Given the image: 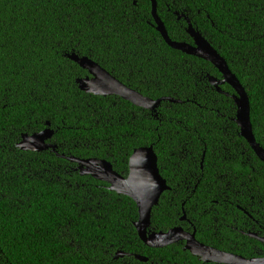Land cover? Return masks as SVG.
I'll use <instances>...</instances> for the list:
<instances>
[{
	"label": "trees",
	"instance_id": "16d2710c",
	"mask_svg": "<svg viewBox=\"0 0 264 264\" xmlns=\"http://www.w3.org/2000/svg\"><path fill=\"white\" fill-rule=\"evenodd\" d=\"M156 1L173 41L194 45L189 18L227 61L264 148V0ZM73 53L147 98L179 102L150 111L87 94L77 80L89 74ZM211 77L223 78L165 42L150 0H0V264H204L176 245L146 246L136 203L60 157L105 159L126 177L134 151L149 146L171 188L151 229L168 232L186 216L201 243L248 257L215 237L216 220L229 200L237 214L238 200L264 197V163L240 136L234 90L225 84L230 96L221 94ZM48 128L55 151L19 149L24 134ZM119 251L133 255L115 259Z\"/></svg>",
	"mask_w": 264,
	"mask_h": 264
},
{
	"label": "water",
	"instance_id": "95a60500",
	"mask_svg": "<svg viewBox=\"0 0 264 264\" xmlns=\"http://www.w3.org/2000/svg\"><path fill=\"white\" fill-rule=\"evenodd\" d=\"M150 1L152 3V14L157 31L162 35L165 42L174 50L213 64L223 77L222 80H218L215 77L210 78V82L217 88L218 92L229 97L230 94L223 92L221 86L228 84L232 87L235 94L231 97L237 107L236 123L240 128V136L248 142L259 160L264 163V148L257 142L251 122L249 95L237 76L230 70L227 61L194 28L189 18H186L188 22L187 33L193 39L194 45L173 41L164 22L158 15L157 1ZM181 18H184V16H179V19ZM68 58L88 72L89 76L77 80L80 90L87 94L101 97L117 96L131 102L137 107L150 111H156L164 101L179 102L172 98H160L158 100L147 98L138 91L124 85L88 57H80L73 53L72 55H68ZM54 134L55 132L49 128L32 135L24 134L18 147L22 151L37 153L48 150L55 151L56 146L49 143ZM60 157L77 164V170L82 176H91L95 180L105 182L109 184V189L112 192L127 196L136 203L139 219L135 223V228L140 240L149 248L162 249L183 241L186 242L185 250L206 264H264V260H248L236 254L206 246L198 241L196 232L193 234L187 233L182 227L173 228L168 232H151L153 210L159 205L162 195L171 189L166 179L160 173L158 156L154 150V146L142 147L134 151L129 161V174L126 177L116 172L113 164L105 159H79L64 155ZM185 218L186 216L183 217V219ZM132 255L119 251L115 259ZM134 257L140 262L147 263L149 261L148 258L140 255H134Z\"/></svg>",
	"mask_w": 264,
	"mask_h": 264
},
{
	"label": "flooded vegetation",
	"instance_id": "af4514ba",
	"mask_svg": "<svg viewBox=\"0 0 264 264\" xmlns=\"http://www.w3.org/2000/svg\"><path fill=\"white\" fill-rule=\"evenodd\" d=\"M245 195H242L243 198H245ZM245 203H247L246 200H238V205H236L238 210L237 214L233 211V208L230 207V205L234 204L232 200L224 203L225 205L223 209L226 218H224L222 221H220L219 219L216 220L217 226L215 227V237L226 239L231 245H237L242 249L246 248L249 250L248 257L234 252L228 253L236 254L248 260H264V197H259L257 200L252 197V204L249 206L245 205ZM181 221L184 224L180 227H182L185 232L193 234L197 231L195 227L192 228L193 225H185V222L190 223V220H188L187 217L185 219L182 218ZM229 230L231 232V235L235 234L234 239L224 234L229 233ZM151 232L154 233L157 231L152 230ZM239 238L241 239L240 241H238ZM174 245L179 246L183 252H188L185 250L186 242L181 241ZM216 250L222 251L220 249Z\"/></svg>",
	"mask_w": 264,
	"mask_h": 264
}]
</instances>
